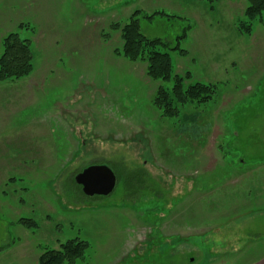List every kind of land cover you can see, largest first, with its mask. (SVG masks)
Returning a JSON list of instances; mask_svg holds the SVG:
<instances>
[{
  "label": "rangeland",
  "instance_id": "1",
  "mask_svg": "<svg viewBox=\"0 0 264 264\" xmlns=\"http://www.w3.org/2000/svg\"><path fill=\"white\" fill-rule=\"evenodd\" d=\"M207 1L0 0V54L17 32L33 55L0 81V264L72 238L89 243L77 264H264V14L244 34L248 0ZM135 10L209 101L161 117V82L114 54ZM90 165L114 172L111 194H82Z\"/></svg>",
  "mask_w": 264,
  "mask_h": 264
},
{
  "label": "trees",
  "instance_id": "2",
  "mask_svg": "<svg viewBox=\"0 0 264 264\" xmlns=\"http://www.w3.org/2000/svg\"><path fill=\"white\" fill-rule=\"evenodd\" d=\"M207 3L212 9L213 0H208ZM140 14L139 10H135L124 24L112 25V29L119 30L121 39V47L115 49L114 54L130 62H145L146 75L152 80L161 82L152 100L161 117L173 118L178 116L180 109L188 103L209 101L215 93V86L202 82L186 84V81L190 80V75L174 72L169 52L177 51L180 55H186V51L179 47L178 41L176 45L170 47L159 38H149L142 34L137 18ZM263 14L264 0H248L243 12L244 19L237 24L239 31L249 34L252 23L261 21ZM143 15L151 18L154 13ZM185 33L186 29L177 40L184 38ZM1 47L0 81L18 80L30 75L33 70L30 39L21 38L17 32H11L2 38ZM19 222L28 228L36 226V223L30 219H20ZM88 248L89 243L86 240L72 238L61 243L58 249L45 248L38 257L37 264H77L78 260L84 258Z\"/></svg>",
  "mask_w": 264,
  "mask_h": 264
},
{
  "label": "water",
  "instance_id": "3",
  "mask_svg": "<svg viewBox=\"0 0 264 264\" xmlns=\"http://www.w3.org/2000/svg\"><path fill=\"white\" fill-rule=\"evenodd\" d=\"M74 182L87 197L107 196L116 186V176L106 165H90L74 176Z\"/></svg>",
  "mask_w": 264,
  "mask_h": 264
},
{
  "label": "crops",
  "instance_id": "4",
  "mask_svg": "<svg viewBox=\"0 0 264 264\" xmlns=\"http://www.w3.org/2000/svg\"><path fill=\"white\" fill-rule=\"evenodd\" d=\"M261 263H264V259H263V261Z\"/></svg>",
  "mask_w": 264,
  "mask_h": 264
}]
</instances>
